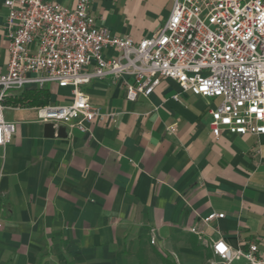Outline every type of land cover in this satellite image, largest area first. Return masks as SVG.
Listing matches in <instances>:
<instances>
[{"label": "crops", "instance_id": "1", "mask_svg": "<svg viewBox=\"0 0 264 264\" xmlns=\"http://www.w3.org/2000/svg\"><path fill=\"white\" fill-rule=\"evenodd\" d=\"M4 1L0 74L9 63ZM173 2L91 0L90 11L111 35L139 42L161 29ZM81 89L102 113L86 132L49 135L41 105L14 101L42 91L46 104L67 105L70 87L24 88L12 99L20 106L3 112L16 131L0 146V264H212L209 244L218 238L255 244L264 257V135L215 137L208 106L219 99L183 92L170 78L134 101L111 78ZM211 212L225 217L208 226L201 218Z\"/></svg>", "mask_w": 264, "mask_h": 264}, {"label": "built area", "instance_id": "2", "mask_svg": "<svg viewBox=\"0 0 264 264\" xmlns=\"http://www.w3.org/2000/svg\"><path fill=\"white\" fill-rule=\"evenodd\" d=\"M4 5L9 63L0 74V146L16 131L3 112L20 106L12 101L17 91L51 83L70 87V104L37 106L38 118L55 129L86 132V122L102 113L81 86L105 78L124 86L132 101L152 94L163 78L173 79L183 92L219 99L208 106L215 137L224 130L264 135V0H174L161 29L139 42L99 27L91 0H78L75 7L54 0H5ZM105 49L114 53L107 56ZM174 98L180 100L178 94ZM167 130L174 132L175 126ZM224 217L211 212L201 221L209 226ZM189 230L206 242L197 227ZM209 246L217 259L212 264L240 258L264 264L255 244L234 248L218 238Z\"/></svg>", "mask_w": 264, "mask_h": 264}, {"label": "trees", "instance_id": "3", "mask_svg": "<svg viewBox=\"0 0 264 264\" xmlns=\"http://www.w3.org/2000/svg\"><path fill=\"white\" fill-rule=\"evenodd\" d=\"M50 97L48 92H30L28 95L15 99V104L21 103L24 105H43L48 103ZM13 101V102H14ZM144 263V262H143Z\"/></svg>", "mask_w": 264, "mask_h": 264}, {"label": "water", "instance_id": "4", "mask_svg": "<svg viewBox=\"0 0 264 264\" xmlns=\"http://www.w3.org/2000/svg\"><path fill=\"white\" fill-rule=\"evenodd\" d=\"M45 130H46L47 134H49V135L55 134V131H56V129L52 126L51 123L45 124ZM58 133L66 135V129L64 127H60L58 129Z\"/></svg>", "mask_w": 264, "mask_h": 264}]
</instances>
